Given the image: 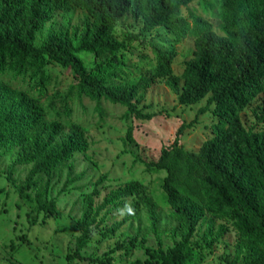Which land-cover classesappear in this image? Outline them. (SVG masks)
Instances as JSON below:
<instances>
[{
    "label": "rangeland",
    "instance_id": "374dc122",
    "mask_svg": "<svg viewBox=\"0 0 264 264\" xmlns=\"http://www.w3.org/2000/svg\"><path fill=\"white\" fill-rule=\"evenodd\" d=\"M214 1L193 0L182 9L180 16L189 24L182 34L167 28L143 33L142 24L130 14L121 19L113 36L118 41L128 35L137 37L115 56L123 63L120 70L124 80L139 82L155 64L154 48L174 51L173 74L180 80L194 54L190 15L203 18L213 32L220 34L218 11L203 6ZM89 23L80 10L69 15L49 12L48 22L35 35V46L39 48L52 37L79 41ZM77 58L87 71L105 74L112 66L109 59L97 63L87 55ZM42 73L43 77L31 72L0 73V93L24 95L39 109L44 126L41 135L33 136L36 127L29 129L27 136H33L36 142L0 149V264H146L148 250L160 246L166 251L181 242L183 231L173 218L179 210L202 214L191 238L196 257L189 264L240 263L239 250L247 243L231 223L213 219L203 210L200 179L204 172L197 158L202 145L214 137V128L224 123L213 114L214 105L207 107L210 96L193 106H181L162 82L156 83L144 92L141 102L134 100L137 108L151 117L139 121L121 106L78 95L80 80L70 68L45 61ZM238 116L246 132L264 135L261 96ZM182 126L185 129L178 151L169 153L165 163L174 173L177 194L187 204L172 209L163 192L167 174L152 164L173 144ZM68 141L79 143L80 148L51 171L31 176L38 162H21L34 156L35 147L47 143L56 149ZM131 187L136 191L130 196L105 204L114 193ZM21 195L53 205V214L46 217L37 213ZM88 200L92 211L85 221ZM83 221L89 235L80 248ZM76 253L85 261L76 259Z\"/></svg>",
    "mask_w": 264,
    "mask_h": 264
},
{
    "label": "trees",
    "instance_id": "16d2710c",
    "mask_svg": "<svg viewBox=\"0 0 264 264\" xmlns=\"http://www.w3.org/2000/svg\"><path fill=\"white\" fill-rule=\"evenodd\" d=\"M193 0H0V73H27L42 75L45 61L70 68L80 80L77 94L99 103L101 100L126 109V114L139 121L150 116L138 109L134 100L141 102L144 92L162 82L178 97L181 106H193L210 96L207 107L214 105L213 114L224 123L214 128V137L199 150L198 163L203 169L200 192L205 200L203 210L208 216L231 223L239 237L247 244L239 250V264H264V135H253L243 128L238 113L248 103L261 96L264 101V0H216L220 34L211 30L207 21L193 15L191 31L194 37L193 58L185 64L180 80L173 74L174 51L153 49L155 64L137 84L125 81L120 70L123 63L115 59L126 44L137 37L128 35L123 41L113 36L115 25L130 14L142 24V32L167 28L176 34L187 31L189 24L180 14ZM80 10L88 20L79 41L49 38L39 48L35 35L49 20V12L65 15ZM87 55L95 62L109 59L112 64L105 74L87 71L77 56ZM97 72V73H96ZM121 76V77H120ZM41 79L40 86H42ZM0 149L23 146L41 135V113L24 95L0 93ZM203 110L198 114H202ZM190 126V125H189ZM36 127L33 136H27ZM185 127L177 131L173 144L162 150L159 161L152 166L167 174L163 182L166 203L179 209L187 201L174 187L175 177L166 165L167 155L178 151L179 139ZM130 136H128L129 138ZM38 138V136H37ZM47 144V143H46ZM34 148L33 157H25L27 164L37 161L31 176L51 171L68 160L80 148L79 143L68 141L59 148L49 145ZM131 187L114 193L105 204L130 196ZM24 202L46 217L53 214V205H44L28 195ZM92 211L86 203L85 221ZM199 212L176 211L173 218L183 231L181 242L172 249L148 250L146 264H189L195 259L191 238L200 222ZM80 223V248L84 247L89 229ZM197 249L202 250V246ZM74 257L85 261L79 254ZM95 263L96 260L88 259ZM107 264V263H104ZM227 264H237L227 262Z\"/></svg>",
    "mask_w": 264,
    "mask_h": 264
}]
</instances>
